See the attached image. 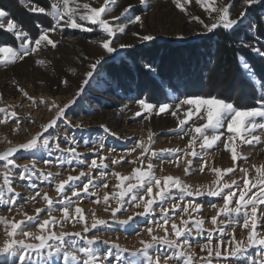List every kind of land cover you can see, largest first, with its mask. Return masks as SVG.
I'll use <instances>...</instances> for the list:
<instances>
[{
  "label": "rangeland",
  "instance_id": "1",
  "mask_svg": "<svg viewBox=\"0 0 264 264\" xmlns=\"http://www.w3.org/2000/svg\"><path fill=\"white\" fill-rule=\"evenodd\" d=\"M53 2L55 0H0V9L5 10L9 18L16 21L18 28L31 38L30 46L35 47V38L41 34L43 28L51 27L54 22L50 8ZM240 2L241 0H202L198 3L197 0H187V2L181 0V4L184 5L182 11L176 7L173 0H146L145 5H140L139 0H110L107 12L110 20L112 17L120 16L129 5L131 8L122 19L126 22L129 17L137 15L141 17L142 27L140 23L128 24L125 33L118 34L115 38L117 47L120 44H130L134 47L118 49L110 55H105L99 46L101 30L87 21H79L77 16L78 22L92 30L82 31L62 27L54 33H48L49 38L56 43V47L53 48L43 42L36 52L30 53L23 59L17 58L8 63L0 62V109H4L0 112V121H2L0 122V154L13 147L18 148L21 143H26L33 137L38 138L39 145L38 150H20L14 153L10 157L13 159V164L8 165L7 169L4 167L6 162L0 160V190H2L0 217L9 221V225L0 222V241L5 238V227L10 226L13 221H24L25 224H29L30 226L25 228L26 231L37 235L46 234L41 232L35 221H27L25 214L39 215L41 222L50 219L47 213L49 205L44 199L47 194L53 201L51 217L58 221L55 225L47 226L48 232L57 235L61 231L69 234L80 233L86 239H94L95 243L92 247L98 249L100 254L97 264H108V261L103 259L108 254V250H111V264H118L117 256L121 264L124 261L127 264H141V262L146 264L143 255H133V253L143 249L141 241H151V236L147 232L148 227H152V235L165 236L164 228L157 227V221L163 224L162 208H167L168 215L172 218L166 226L169 239H175L171 231L172 220L183 227L180 216L173 215L174 203H180L181 206L185 203L201 205L197 212H192L190 208L192 219L187 227L192 230V235L188 245L182 247L186 256L192 257V264H203L201 257L210 259L212 264H217L214 255L208 257L207 252L201 249L208 242L209 231H212L210 246L213 248L217 246L222 235L218 229L225 224L227 235H223V240L227 241L235 235L237 240L243 239L246 242L248 229L243 228V214L238 216L233 214L236 221L234 223H228L229 217L221 214L217 224L213 225L211 217L217 215V211L223 207V199L208 196L206 193L218 187L216 183L218 177L214 169L221 170L219 177L221 183L232 184L235 181L233 189H236L237 185L242 189L244 180L247 179L250 186L252 183L257 184V189L253 191H258L261 178L256 168L264 166V128L252 130L251 135L243 130L240 134L227 133L226 124L218 130L217 134L225 133L221 136V141L231 144L236 150L237 160L233 161L232 153L225 148V143L217 141L211 148H202L201 137L189 147L191 135L179 130L181 126L178 125L177 117L172 116L169 111L160 114L155 110L141 111L136 102L138 98L146 97L148 102L153 104L172 103L177 97L196 95L222 98L239 108L255 107L256 101L264 96V88L261 87V84H264V57L238 44L240 50L236 61L238 67L236 64H231L219 65L220 67L216 68L214 59H217L218 51L206 40L215 37L217 40L219 29H224L218 27L212 33H208L199 22L202 20L205 24L212 23L216 13L212 12L209 16L207 10L209 5L214 8L232 5L230 17H235L240 10ZM60 3L62 5V0ZM83 3L98 6L103 0H73L70 7ZM36 6L45 7L46 13L30 10ZM83 11L81 7L78 14H83ZM248 14L249 19H258L264 15V0L249 8ZM3 23L6 25L7 20L5 19ZM247 23L246 20L245 24ZM4 31L7 35H2V39L7 38L9 42L5 40L0 46H11L18 50L22 41L14 33ZM133 33L151 34L155 39L140 43ZM240 34V40L248 39L246 31L241 30ZM257 42L264 45V36L257 35L253 43ZM154 44H161L156 56L162 57L161 63L155 55L146 51ZM102 55H105L106 62L97 69L99 76L86 87L77 102L66 110L68 123L58 120L53 128L45 132L43 126L56 119L58 107H63L73 99L89 65ZM135 63L138 65L135 66ZM144 63L153 66L157 73L155 77L143 68ZM245 64L248 66L247 70L242 67ZM201 65L206 67L201 68ZM105 75L112 77L118 83L105 81L103 79ZM65 81L66 83H63ZM24 93H27V96ZM138 111L141 112L140 116L135 115ZM13 112L15 116L12 115ZM178 115L184 118L182 112ZM200 116H204V119L201 120ZM194 122L196 126L206 123L203 110L182 127L188 130ZM255 123H264V118H256ZM76 125L81 127L77 128ZM105 128L107 131L104 130ZM205 134L210 136L213 133L211 129H207ZM228 135L233 136L231 141L227 140ZM44 138L48 139L47 147L43 144ZM73 138L75 144L71 143ZM100 142L103 143V147L99 146ZM141 143L149 149L147 153L142 155L143 148L139 147L131 151ZM56 145H59L58 149ZM73 147L84 163H79L76 158L68 155L67 149ZM193 151L197 153L196 156L191 155ZM62 157L66 158L63 163H61ZM122 157L124 159H121ZM148 157H151V160ZM101 158L107 167L90 170L91 161L95 159L97 165H100ZM45 160L49 162L45 163ZM114 160L118 163H113ZM189 160L191 165L187 163ZM149 163L153 165L152 172L158 178L166 176L179 178L191 191L200 190L204 194L185 196L184 200H180L179 190L172 188L171 198L163 203L157 200L152 205L154 211H150L145 216L139 215L144 211L143 202L137 200L140 202V207H136V202L132 201L133 193H128L121 203L119 192L127 186L128 181L121 185L114 174L130 177L137 167L147 171ZM25 167L29 172L24 174L26 178L21 179ZM229 168L233 171L227 172ZM242 169L247 170V176L241 171ZM6 170L10 180L8 185L4 183ZM81 172L86 175L80 176ZM70 176L80 179L69 181L62 190V194L66 192L72 201L69 216L65 218L56 185L68 180ZM89 176L92 183L89 184L88 193H84L81 190L82 184L88 182ZM132 183L136 182L133 180ZM70 185L80 186L76 189L80 192L79 197L71 195ZM156 191L157 189L154 188V195ZM226 191L228 190L225 189ZM134 192L143 195L142 189H136ZM106 193L109 195L107 202L104 201ZM238 195L237 191V197H234L230 207L235 206ZM9 197L14 199L10 200ZM77 207L81 209L79 214L75 211ZM38 208L43 210L39 214L35 211ZM116 208L120 210L114 217L112 209ZM259 208H264V205H259ZM80 215L84 216L83 221L79 219ZM129 217H132L130 221ZM95 219L104 220L106 223L92 229L91 224ZM183 219H189V215L183 214ZM195 219L204 221L201 235H197ZM258 219L260 222L256 230L264 235V217H260L259 210ZM221 221H224V224H221ZM85 226L90 229L87 233L84 232ZM69 239L76 241L77 248L84 244V240L79 237H66V242ZM27 242L38 243L30 239ZM113 245H118L119 249L126 251H120ZM221 247L223 251V245ZM68 251L75 252L80 264L87 259L71 247ZM248 251L251 258L257 260L261 258L262 254L256 248ZM174 252L175 249L161 244H153L148 250L154 262L156 256H160L161 264H164L165 256L173 257ZM13 259L11 256L0 254V261L6 264H12ZM177 259L179 264H183L181 258H169L167 264H177Z\"/></svg>",
  "mask_w": 264,
  "mask_h": 264
},
{
  "label": "snow or ice",
  "instance_id": "2",
  "mask_svg": "<svg viewBox=\"0 0 264 264\" xmlns=\"http://www.w3.org/2000/svg\"><path fill=\"white\" fill-rule=\"evenodd\" d=\"M72 2L73 0H62L61 5L60 0H55V2L50 5L51 12L54 17V22L51 27L43 28L41 34H39L38 37L35 38V47L30 46L31 38L27 37V34L22 32L18 28L16 21L9 18V14L5 10L0 9V29H4L9 33H14L22 41L18 50H15L11 46H0V62L8 63L13 62L17 58L23 59L30 53L36 52L43 42H46L53 48L56 47V43L49 38L48 33H54L62 27H70L72 29H80L82 31L92 30L85 27L82 23L78 22V20L87 21L91 25H94L101 30V41L99 46L101 47L105 55H110L118 51V49L134 47V45L130 44H120L118 47L115 46V38L118 34L125 33V29L128 24L140 23L141 27L143 26L141 17L139 15L129 17L126 22L122 19L128 12L129 8H131V5L126 7L123 12H121L120 16L112 17L110 20L107 16L110 0H103V3L99 4L98 6H91L89 3H83L82 5L75 4L74 7H70V3ZM139 2L140 5L146 4V0H139ZM173 2L175 3L177 8L181 9L182 11L184 10V5L181 4V0H173ZM197 2L201 3L202 0H197ZM261 2L262 0H241L240 10L235 17H230V8L232 7V5H226L219 8H214L209 5L207 9L209 16H211L212 12L216 13L215 17L212 19V23L205 24L202 20H200L199 22L203 24L205 31L208 33H212L218 27H222V29L228 30L230 35H233L237 38V43L241 47H246L256 55L264 57V45H260L259 42L253 43V41L256 40L257 35L264 36V15L260 16L258 19H249L248 14L249 8H251L253 5L260 4ZM81 7L84 10L83 14H78ZM30 10L39 13H46L47 11L45 7L39 6L33 7ZM5 19L7 20L6 25L3 23ZM246 20L248 21L247 24H245ZM241 30L247 32V40L239 39V33ZM133 35L138 37L140 43L149 42L155 39V37L151 34L141 35L139 33H133ZM105 55H102L100 58L96 59L94 63L89 65L88 70L84 75V79L78 86V90L76 91V93L73 95V99L63 107L57 108L56 119H53L49 124L43 126V130L45 132L49 128H53L57 124L58 120H63L65 123H68L66 110L71 108L77 102L79 97L83 95L86 87L90 86L92 81L99 76L97 69L106 62ZM39 63L42 64L43 61H39ZM142 66L154 77L157 75L156 70L150 63H144ZM242 67L247 70L248 66L245 64L242 65ZM103 79L110 83H118L112 77L107 75H105ZM63 83H66V81ZM261 87L264 88V84H261ZM21 91L23 90L21 89ZM24 94L25 96H27V93ZM29 99H31V97H29ZM136 102L138 103L141 111L147 112L155 110L157 114L169 111L172 116L177 117L178 125L181 126L179 130L184 132L185 134L191 135L189 147L192 146L194 141L202 137L203 143L201 144V147L211 148L217 141H221V136L225 135V133L217 134L218 130L223 128L225 124L226 132L234 134H240L243 130L248 131L249 135H251L252 130H255L256 128H264V123H255L256 118H264V96L260 97L256 101L255 107L251 108L236 107L232 102H226L222 98H206L196 95H185L183 98L177 97L176 101H173L172 103L162 102L159 104H153L151 102H148L146 97L138 98ZM202 110L206 115V123L200 126H196L194 122L190 129L185 130L182 126L186 125L188 123V120L192 119L194 115H199ZM3 111L4 109H0V112ZM181 112L184 118H180V116L178 115V113ZM12 115L15 116V113L13 112ZM135 115L140 116L141 112L138 111ZM200 119L203 120L204 116H200ZM76 127L79 128L81 126L76 125ZM207 129H211L213 134L210 136L206 135L205 130ZM104 130L107 131L106 128ZM232 139L233 136H227L228 141H231ZM254 139L257 138L254 137ZM221 142L225 143L224 141ZM71 143H76L74 138L71 140ZM43 144L45 147H47V138H44ZM99 146L103 147V143L100 142ZM56 147L58 149L59 145H56ZM137 147L143 148L142 155L149 151V149L144 147L142 143L137 144L131 151H135ZM38 148V138L33 137L26 143H21L18 148L13 147L5 153L0 154V160L6 162L4 167L5 169H7L8 165L13 164V159H11L10 157H12L14 153L20 150H38ZM225 148H228L231 151L232 160L236 161L237 153L235 148L232 147V145L229 143H225ZM67 152L70 157L76 158L79 163H84V161L80 160L79 156H77L76 149L74 147L67 149ZM152 155H156V153H152ZM191 155L196 156L197 153L193 151ZM64 159L66 158H61V163L64 162ZM121 159L124 158L122 157ZM148 159L151 160V157H148ZM44 162L48 163L49 161L45 160ZM69 162L71 161L69 160ZM113 163H118V161L114 160ZM187 163L191 165V160L187 161ZM103 167H107L103 164V158H101L100 165H97V161L93 159L91 161V165L89 166L90 170ZM147 168V171L142 170L140 167L135 168L133 174L130 177L121 176L118 173L114 174L117 176L121 185H123L125 181H128L127 186L123 187L119 192L121 203L123 202L124 196H126L128 193H133L132 201L136 202L135 206L140 207V202H143L144 204V211L139 213V215L141 216H145L150 211H154V209H152V205L156 203L157 200L163 203L166 199L171 198L170 191L172 188H176L179 190L180 200H184L185 196L192 197L204 194L200 190H196L195 192L191 191L189 189V186L184 185L179 178H173L172 176L158 178L152 172L153 165L151 163L148 164ZM262 168H264V166L256 168V172L261 178V186L259 187L258 191L255 192L253 191V189H257V184L252 183L250 186L247 179L244 180L242 189L239 187V185H237L236 189H233V185L236 184L235 181H233L232 184H229L227 182L221 183L219 179L221 170L214 169L218 177L216 181L218 187L215 190L207 191L206 194L211 197H222L223 207L217 211V215L211 217V223L213 225H216L218 217L221 214L229 217L228 223H234L236 221L233 214H236V216H238L242 213L244 217L243 228L248 229L246 242L243 239L237 240L235 235H232L231 239L225 241L223 240V235H227V233L225 232V228L227 227V225L225 224L224 227H220L218 229V231L222 235L219 238V242L215 248L210 246L212 242V231L208 232V242L203 245L201 251H206L208 257H212L214 255L217 258V264H264V235H261L256 230L258 227V223L260 222L258 219V210L260 212V217H264V208H259V205H264V171H262ZM226 171L232 172L233 169L229 168ZM241 171H244L245 176H247L246 169H242ZM28 172L29 169L25 167L21 173V179L26 178L24 174ZM85 175L86 174L84 172L80 173V176ZM79 179L80 177L70 176L68 180L61 181L56 185V191L58 194H60L59 203L62 206V211L65 218H68L69 216V207L71 206L72 201L67 196L66 192H63L62 194V190H64L65 185L69 184V181ZM133 180L136 183H132ZM4 183L6 185L10 184L7 170L5 171L4 175ZM90 183H92V179L89 176L88 182L82 184L81 190L84 193H88ZM69 187L71 190V195L73 197L80 196V192L76 190L77 187L80 186L73 187L70 185ZM105 187H107V185H105ZM154 188L157 189L155 195L153 194ZM136 189H142L143 195H138V193L134 192V190ZM225 189H227L228 191L225 192ZM237 191L239 192V195L238 198L235 199V206L230 207V205L233 203L234 197H237ZM9 192H11V188H9ZM37 195H39V193H37ZM145 196H147L148 199L145 200ZM113 198L115 199L116 197ZM9 199L13 200L14 198L9 197ZM44 199L49 205L47 213L50 219L43 220L41 222V218L39 215L27 216L25 214V216L27 221H35L41 232L46 234L37 235L35 233L26 231L25 228L30 226L29 224H25L24 221H13L10 223V226L5 227V238L0 241V254H5L6 257H13L14 259L12 260V264H80L75 252L68 251V248L71 247L87 257V259L83 260V264H97V260L100 254L98 249L92 247L95 243L94 239H86L82 237L80 233L69 234L67 232L61 231L59 235H57L54 232H48L47 226L55 225L56 223H58V221L55 218L51 217V213L53 211V201L48 198L47 194H45ZM108 200L109 195L106 193L104 195V201L107 202ZM137 200H139L140 202H137ZM5 203H7V201H5ZM212 207L215 208L216 206L212 205ZM190 208L192 212H197L200 210L201 205L199 203H185L183 206H181L180 203L173 204V215H179L181 218V224L183 225V227L178 226L177 223L172 220L171 231L174 234L175 239L168 238V229L166 226L169 224V221L172 218L168 215V209L162 208L163 214L161 216V219L163 220V224H160L159 221H157V227L164 228L165 236L158 237L152 235L153 229L152 227H148L147 232L151 236V241H141L143 249L138 253H133V255H143L146 264H161L159 255L156 256L154 262L152 256L148 253V250L153 246V244H161L167 245L171 249H175L173 257L165 256L164 264H167V260L169 258H181L183 259V264H192V257L186 256L185 252L182 250L183 246L188 245L189 238L192 235V230L187 227L189 221L192 219ZM119 210V208L112 209L114 217L115 213ZM35 211L37 214H39L43 210L38 208ZM75 211L78 214L81 213V209L79 207H77ZM183 214H188L189 219H183ZM79 219L83 221L84 216L80 215ZM128 219L130 221L132 217H129ZM0 222L4 223L5 225H9V221L4 217H0ZM105 223L106 222L104 220L95 219L91 224V228L96 229L97 225H104ZM121 223H128V221H121ZM203 224L204 221L202 219L194 220L197 235L202 234ZM221 224H224V221H221ZM89 230L90 229L88 226L84 227L85 233L89 232ZM21 236L24 238H18ZM66 237H79L80 239L84 240V244L77 248L76 241L74 239H69L66 242ZM29 239L32 241H38V243L27 242ZM222 245L223 251L221 247ZM113 247L119 249L118 245H113ZM251 248H256L258 252L262 254L259 260L250 257L248 250ZM119 250L126 251L124 249ZM110 257L111 250H108V254L105 255L103 259L108 261V264H111ZM230 257L233 259H229ZM116 259L118 261V264H121V262H119L118 256L116 257ZM201 260L203 261V264H212V261L210 259H204L203 257H201ZM0 264H6V262L0 261ZM122 264H127V262L124 261L122 262ZM141 264H144V262H141ZM177 264H179V259H177Z\"/></svg>",
  "mask_w": 264,
  "mask_h": 264
},
{
  "label": "trees",
  "instance_id": "3",
  "mask_svg": "<svg viewBox=\"0 0 264 264\" xmlns=\"http://www.w3.org/2000/svg\"><path fill=\"white\" fill-rule=\"evenodd\" d=\"M2 35L6 36L7 33L3 29H0V43H2L3 41H5L7 39V38L5 40L2 39ZM218 36H219L217 39L218 41L216 40L217 37H215L213 39L206 40V42L211 43L210 46H215L214 48H216V50L218 51L217 59L216 58L214 59V62L217 65L216 68L220 67L221 65H227L228 66L231 64H236L237 53L240 51V50H238L237 38L233 35H230V33L227 30H221V29H219ZM240 36H241V34L239 33V37ZM6 42H9V40H6ZM12 42H14V41H12ZM160 48H161V44H154L151 47H149V49H147L146 51L148 52V54L151 53V54L155 55V57H156ZM165 50H167V49H165ZM155 57H151V58L154 59ZM156 59H158L160 61V63H161V61H163V60H161L162 57L161 58L156 57ZM136 65H138V64L135 63V66ZM205 67L206 66L201 65V68H205ZM237 67H238V65H237ZM227 70H229V69H227ZM226 79L228 80V78H225V80Z\"/></svg>",
  "mask_w": 264,
  "mask_h": 264
}]
</instances>
